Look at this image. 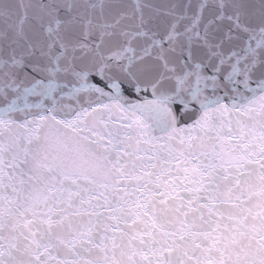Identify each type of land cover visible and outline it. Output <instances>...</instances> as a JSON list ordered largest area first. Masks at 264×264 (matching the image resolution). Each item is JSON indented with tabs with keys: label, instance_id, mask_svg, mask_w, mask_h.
Instances as JSON below:
<instances>
[{
	"label": "snow or ice",
	"instance_id": "6c2138e0",
	"mask_svg": "<svg viewBox=\"0 0 264 264\" xmlns=\"http://www.w3.org/2000/svg\"><path fill=\"white\" fill-rule=\"evenodd\" d=\"M0 264H264V0H0Z\"/></svg>",
	"mask_w": 264,
	"mask_h": 264
}]
</instances>
